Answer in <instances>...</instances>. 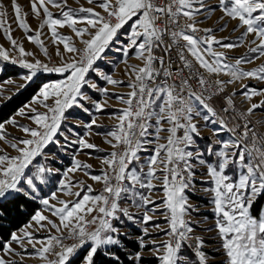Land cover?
<instances>
[{
	"label": "snow or ice",
	"instance_id": "obj_1",
	"mask_svg": "<svg viewBox=\"0 0 264 264\" xmlns=\"http://www.w3.org/2000/svg\"><path fill=\"white\" fill-rule=\"evenodd\" d=\"M87 2L92 4L94 0ZM29 3L35 18L41 14L44 16L38 29H31L26 20L27 13L17 0H11L12 16L20 29L33 33L26 37L27 40L39 45L51 61L48 48L41 39L43 29L47 27L56 56L60 57L59 63L38 58L29 62L26 59L35 54L26 51L13 38L3 0H0V32L6 36L12 49L0 45V59L19 63L27 69L26 81L33 80L39 73L60 74L63 78L43 84L33 98L34 104L44 108L43 112L31 105L25 106L27 113L25 108L18 110V115H27L36 127L18 125L15 117L0 123V141L10 143L18 153L16 156L0 154V217L9 204L23 208L24 202L32 201L43 205L44 209L35 211L23 230L11 232L6 240H0V252L3 253L0 254V264H22V252L27 253L29 246L45 264H71V258L84 245L88 246V251L81 264H95L99 252H104L118 264L119 257L111 249L121 244V233L112 221L118 220L120 215L135 220L128 209L121 207L119 202L122 199H128L138 208L143 207L141 222H153V228L169 237L159 244L156 240L145 241L143 236L139 238L141 248L152 245L149 250L158 264H193L189 257L181 255L184 246L193 248L188 243L193 238L196 240L193 249L195 264H208L204 241L192 236V221L187 219L192 206L185 193L196 176L197 165L206 166L207 179L212 184L204 191L212 196L213 212L217 217L215 229L220 241L217 251H222L224 256L222 264H264V204L257 203L264 199V136L249 127L248 120L254 111L264 110V100L250 103L245 112H237L234 104L237 93L226 94L229 85L241 82L239 94L246 101L264 96V89L242 83L245 78L264 82V64L251 70L241 67L264 57V0H219L216 7L207 0H163L161 3L156 0H100L97 6L102 12L92 7L74 9L68 5V0H29ZM53 8L58 12L54 14ZM217 10L224 14L221 20L226 16L236 22L233 31L244 29L239 42L223 43L222 40L228 38L217 39L214 29L198 27V15L210 19L204 15L205 11L214 13ZM125 25L130 27L128 42L116 50L127 56L128 51L134 49L142 66L131 65L127 70V86L131 89L127 98L115 94V98L127 106L112 114L117 124L103 135L106 139L112 138L107 143L113 149L122 147V151L114 150L103 159L107 167L101 170V175H90L91 180L104 185L102 191L93 194L91 185L84 181L73 183L70 176L91 169L90 164L74 159L72 167L65 170L62 178L53 181V169L42 164L41 160L45 158L44 149L49 144H60L57 136L62 122L67 119L66 112L73 107L89 112L83 103L90 100L84 88L97 87L87 79L90 71L113 86L124 84L122 80L99 72L95 64L103 59V53L113 45ZM64 27L70 28L76 39L60 34L59 29ZM226 27L218 30L223 31ZM200 32L204 35H199ZM250 35L253 39L249 52L255 55L238 57L234 63L229 62L224 51H216L213 47L237 48ZM76 40L83 45L82 48L76 46ZM59 45L63 46L64 52L72 54L69 59L64 58ZM12 50L18 51L19 59L11 55ZM158 52L161 54L157 55ZM205 73L217 77L227 75L229 79L210 81ZM97 90L104 94L109 91L107 88ZM216 96L223 101L219 111L211 103ZM92 103L100 112L107 101ZM224 114H228V119ZM201 117L205 125H218L213 129L214 134L227 132L232 137L216 142L219 147L215 150L211 144L205 149L209 156L216 157L215 162L206 161L203 158L205 152L196 146ZM237 119L239 123L229 126V120ZM6 123L16 126L28 138H16L15 142L8 140ZM93 125H97L95 119L87 127L90 129ZM161 132L167 133L163 137L165 143H158ZM150 136L155 137V141L148 139ZM64 139L67 144L75 143L81 150L97 148L79 133L74 142L68 141L67 137ZM154 142L153 154L142 163L139 153L147 151L145 145ZM153 181L160 182L161 203L151 198L150 193L157 189ZM53 185L55 190L45 193V187ZM77 188L79 190L74 191ZM141 189H147L149 194ZM61 195L74 199H62ZM158 211L168 228L154 223ZM53 229L55 235L51 234ZM42 230L49 235L41 239L36 234ZM142 232L148 236V227ZM65 239L78 243L65 245ZM14 244L21 251L13 247ZM57 248L60 251H56ZM49 255H55L56 259L50 260ZM141 258V253H136L133 264Z\"/></svg>",
	"mask_w": 264,
	"mask_h": 264
},
{
	"label": "rangeland",
	"instance_id": "obj_2",
	"mask_svg": "<svg viewBox=\"0 0 264 264\" xmlns=\"http://www.w3.org/2000/svg\"><path fill=\"white\" fill-rule=\"evenodd\" d=\"M17 2L21 5L23 12L27 13L26 20L27 23L30 25L31 29L33 30L38 29L40 23L44 19L43 14H41L39 18H35L31 12L29 0H17ZM99 2L100 0H94V3L89 4L87 0H68V5L74 9H79L81 6L92 7L95 9V11L102 12V9H100L97 6ZM207 3H209L213 7H216L219 3V0H207ZM3 4L7 8V12H8L7 18L8 20L11 21L13 38H15L18 41V43L22 44L26 51L35 54L32 57H26V59L29 62L38 58L48 63H52V62L59 63L60 57L56 56V48L52 44L49 29L47 27L43 29L44 35L41 36V39L44 37V43L45 46L48 48L49 55L51 56V61L49 60V57H46L44 55L43 51L40 49V46L38 47L37 50L39 54H36L37 51H35V49L31 48L32 49L31 50L29 47H27L29 41L27 40L26 37L28 35H32V32L26 33L18 27L14 17L12 16L11 0H3ZM51 10L53 11L54 14L58 12V10L55 8ZM204 15L209 16L210 19H205L204 16L198 15L197 24L199 28L214 29V35L217 37V39L228 38L227 40H222L223 43L239 42L238 38L241 36V33L244 31V29L241 28L239 31H233V29L236 27V22L229 20L226 16L224 17L223 20H221L220 17L223 16L224 14L219 10L215 11L214 13L205 11ZM129 24H131V22H129ZM224 25H227L226 29L223 31H219L218 29L222 28ZM59 33L66 36H72L74 39H76L74 37L73 32L68 27L59 29ZM129 34H130V27L129 25H125V27L122 28L118 33L115 41L113 42V45L103 53V59L96 61L95 66L98 67L99 72L110 75V72L113 71L117 65H119L121 62H124L125 60L127 61L125 65H128L129 67L131 65H141V61L136 58L134 49L129 50L127 56H124L121 52L116 50L117 48H121L127 44ZM252 39L253 36L251 35L248 36L247 41L242 42L240 47L233 49H224L219 45H213V47L216 51H224L227 57L229 58V62L234 63L235 59L238 57L245 55L248 56L255 55L249 52V47ZM78 43L79 41L76 40V46ZM0 45H3L5 49H9V50L12 49L10 42L7 40L6 36L2 32H0ZM32 45L34 44L32 43ZM252 46L254 47V45ZM59 48L60 51L64 53L65 59H69L71 57L72 54L64 52L62 45H59ZM11 55L19 59L18 51L12 50ZM262 64H264V57H261L260 59H256L252 63L242 64L241 67L244 70H251L259 67ZM125 65L124 67L126 68ZM15 69L18 71V75L13 76L10 73H12V71H14ZM5 72L9 73V76L4 77L3 75ZM27 74H28V70L23 68L19 63L12 64L11 61H3L2 59H0V105L5 101H7L10 97L15 95L26 84L33 81L34 79L40 78V76H46L48 81L45 83L55 82L56 80L63 78L60 74L39 73L36 77L33 78V80L26 81L24 77ZM110 76L116 80H121L122 78V77L120 78L114 77L112 75ZM219 77L221 80H225V81L229 79L227 75H221ZM87 79L91 83H94L97 86L96 89L89 87L84 88V91L86 92L88 97H90V100L83 102L84 107L88 108L89 112H84L79 107H73L71 110L66 112L65 115L67 119L62 122L60 132L58 133L57 136V139H59L60 144L59 145L49 144L44 149L46 156L43 160H41V163L53 169V173L51 174L53 181H56L58 178H62L65 170L69 167H72L74 159H79L83 163L90 164L92 166L91 169L77 171L74 174H70V176L73 179V183H76L78 181H84L86 185H91V187L93 188V184L95 183V181L90 179V175H101V170L106 167V165L103 164L102 161L104 158L107 157L108 154H110L113 151L111 145L107 143V140H111L112 138L107 137L106 139L103 134L113 129V127L117 124V122L112 123L109 120L111 119L112 114L118 112V110L120 109H123V106H121L120 101L115 98V94H119V93L112 92L113 85L108 84L106 80H104L102 77L98 76L96 73H93L91 71L88 73ZM242 83L258 89H264V82L258 81L256 79L245 78L242 81ZM123 85H127V84L124 82V84L118 86H123ZM228 87L231 89L232 92L235 91L237 93L235 97L238 101V109H239L238 112H245L247 107L250 105V103H258L259 101L264 100V96H256L251 101H246L245 98L239 94L241 90V82L231 84ZM103 88H107L109 90L108 94H104L102 91L97 90ZM125 96H127V94ZM33 98L31 101H29L21 108H25L26 105H31L32 107H36L38 111L43 112L44 108L37 104H34ZM93 101H98L100 103H104L105 101H107V103L109 102L111 103L112 101V104L115 105L114 106L115 108L114 107L110 108L106 104L104 110L98 112L95 109V107H93V103H92ZM114 102H116V104ZM49 103H51V101H49ZM27 111H28L27 108H25L26 113ZM17 113L18 111L12 117H15L18 125H25L34 128L35 124L27 118V115L20 116ZM70 115H73L75 119L72 118ZM93 119L97 121L98 126L93 125L89 129L87 125ZM248 120L250 121L249 125H252L257 129L259 136H264V110L258 109L254 111V113L248 117ZM230 121H231L230 122L231 126L233 125V123L240 122L238 119L236 121H232V120ZM258 121L261 123H257ZM164 127L167 128L168 125L165 124ZM198 127L200 129V136L195 137V140H196V146H198L202 152H205V149H207V147L210 144L215 150L219 147V144L216 142L221 140H228L232 138L231 134L227 132H220L219 134H214L213 129L217 128L218 125L211 123L205 125L202 117L199 118ZM5 129L8 134V140L12 142H15L16 138H28L22 131H20L16 126H13L12 124L6 123ZM149 131L152 132L153 129H149ZM77 133H79L81 137L87 139L88 142L95 144L97 148L81 150L77 147L75 143L67 144L65 142L64 137H67L68 141H72V142L76 141ZM97 133L100 134L98 135ZM160 136L161 139L158 141V143H165L166 141L163 139V137L167 136V133L161 132ZM148 139L155 141V137L152 136L148 137ZM155 146H156L155 142L145 145L147 151H141L139 153L142 163L146 161L153 154L152 150L155 148ZM0 150H3L2 152H0V154L6 153L10 156L17 153L16 150L10 146V143H6L5 141H0ZM85 153H87V155ZM203 158L206 161H212V162H215L216 160V157L209 156L206 152ZM85 172L89 173V175H86ZM153 183L157 185V189L150 193L151 198L154 199L156 203H161L160 197L163 195V191L159 187L160 182L153 181ZM211 186H212L211 182H209L207 179L206 166L197 165L196 176L192 181L191 187L189 189H186V193H185L188 198L189 204L192 206L191 208H189V215L187 219L192 221V227H193L192 236L200 237L204 241L203 250L207 254L208 264H222L224 260V256L222 251H217V249H219L220 247V241L217 235V231L215 229V221L217 217L214 215L213 212L214 206L211 203L212 196L210 193L204 191V188ZM52 190H55V185H53L52 187H48V186L45 187V193ZM75 190H79V189L77 188L74 189V191ZM140 191L144 192L145 194H149L147 189H141ZM93 194L95 193L93 192ZM61 198L74 199L68 197L67 195H61ZM119 203L122 208L128 209L129 212L132 213L135 217L134 221H130L127 219V217L120 215L118 220H114L112 222L114 226H116L119 229L121 236H127L128 238L137 239L138 242H139V238L143 236V239L145 241L156 240L157 244H159L161 241L169 239V237L166 236L164 232H161L158 229H155L151 226L153 222H149L148 224H143L141 222V217L145 211L143 207H139V208L136 207L128 199H122L120 200ZM262 204H264V199H262ZM148 207H152V206L149 205ZM42 210H44L43 205H41L38 211H42ZM44 214L49 215L47 211H44ZM148 215H153V213L148 212ZM50 218L56 220L57 223L59 222L58 219L55 217H50ZM30 222L31 220L26 225H24L20 230H23ZM154 223L160 224L162 228L165 229L168 228V223L165 221L164 217L160 214L159 211L155 213ZM144 227H148L149 229L148 236L143 235L142 229ZM51 234L53 235L56 234L54 229L52 230ZM36 235L38 236V238L42 239L48 236L49 233L42 230ZM188 243L191 244L193 248L184 246L181 250V255L189 257L190 260L193 262V264H195L196 258L193 255V249L196 244V240L193 238ZM13 247L17 248L18 251H21L18 245L14 244ZM37 247H39V245H37ZM85 247L88 246L84 245V248ZM151 247L152 245H149L147 248L140 249L139 253H141L142 258L139 261H137V264H158L157 259L155 258L153 253L149 250ZM136 253L132 255V258ZM0 254L3 253L1 252ZM22 254L24 255V260L22 264H45V262L41 260L39 256L34 253V250L30 246L28 247V252L27 253L22 252ZM16 259L19 260L18 257ZM49 259L50 260L52 259V255H49Z\"/></svg>",
	"mask_w": 264,
	"mask_h": 264
},
{
	"label": "trees",
	"instance_id": "obj_3",
	"mask_svg": "<svg viewBox=\"0 0 264 264\" xmlns=\"http://www.w3.org/2000/svg\"><path fill=\"white\" fill-rule=\"evenodd\" d=\"M13 76L18 75V71L15 69L10 73ZM4 77L9 76V73L5 72ZM46 76H40V78L26 84L15 95L10 97L7 101L0 105V123L7 121L12 117L22 106L27 104L38 93L41 86L47 82ZM262 204V200L257 202ZM41 205L38 202L26 201L23 203V208H17L15 204H9L6 209H3V217H0V240H6L9 233L15 232L26 225L35 211L40 209ZM121 244L118 247H112L118 257V264H133L132 255L139 252L141 247L137 239L128 238L127 236L120 235ZM88 251V247L79 250L72 258L71 264H81L82 258L85 257ZM107 250H105L106 252ZM95 264H117V261L111 259L104 252H99L95 258ZM137 264V261H136Z\"/></svg>",
	"mask_w": 264,
	"mask_h": 264
},
{
	"label": "built area",
	"instance_id": "obj_4",
	"mask_svg": "<svg viewBox=\"0 0 264 264\" xmlns=\"http://www.w3.org/2000/svg\"><path fill=\"white\" fill-rule=\"evenodd\" d=\"M161 2H163V0H156V3H161ZM183 22H187V21H182V23ZM199 35H204V33L203 32H200L199 33ZM77 47H79V48H82L83 47V45H81L80 43H78L77 44ZM161 53H157V55H160ZM172 58L175 60L176 59V54H175V51H173V53H172ZM174 68H175V65L173 66ZM205 76H206V78L208 79V80H210V81H214V80H216V79H220V77H217V76H215V75H209V74H207V73H205ZM121 80L122 81H124L126 84H128V81H129V74H126V75H124V76H122V78H121ZM232 93V91H231V89L229 88V87H227V89H226V94H231ZM217 101V102H216ZM211 103H212V105H213V107L215 108V109H217V111H219V109L221 108V106H222V104H223V101L221 100V98L219 97V96H216V97H213V99H212V101H211ZM234 104H235V108H236V110H237V112L239 111V109H238V101H237V99H236V97L234 96ZM127 106V105H126ZM224 116H225V118L226 119H228V114H224ZM230 120L228 121V123H229V126H231L230 125ZM34 127H36V125H34ZM249 127H254V126H252V125H249ZM254 130L257 132V134H258V131H257V129L254 127ZM250 135H251V133H250ZM259 135V134H258ZM122 151V147H121V149H113V151ZM16 155H18V153H15L14 155H12V156H16ZM107 167V166H106ZM105 167V168H106ZM103 187H104V185L102 184V183H97V182H95L94 184H93V189H94V193L95 194H97V193H99L100 191H102V189H103ZM93 215H94V213H93ZM91 217H89V219H90ZM113 222V221H112ZM91 230V229H90ZM63 243L65 244V245H71V244H74V243H78V241H75V240H72V239H65L64 241H63ZM79 250H81V248L79 249ZM78 250V251H79ZM56 251H60V249L59 248H57L56 249ZM56 259V256L55 255H52V259L51 260H55Z\"/></svg>",
	"mask_w": 264,
	"mask_h": 264
},
{
	"label": "crops",
	"instance_id": "obj_5",
	"mask_svg": "<svg viewBox=\"0 0 264 264\" xmlns=\"http://www.w3.org/2000/svg\"><path fill=\"white\" fill-rule=\"evenodd\" d=\"M33 34V33H32ZM43 40H44V37L42 38ZM52 40V39H51ZM31 46H30V45ZM34 45H32V42H28V45H27V47H29L30 49L32 48V49H35V51H37L38 50V47H39V45H37V44H35V43H33ZM31 49V50H32ZM36 54H39V52L37 51L36 52ZM124 65H125V63L124 62H121L119 65H117L116 67H115V69L113 70V71H111L110 72V75H112V76H114V77H122V76H124V75H126V74H128V68H129V66L128 65H125L126 66V68L124 67ZM113 89H112V92L113 93H119V94H123L124 96L128 93V92H130L131 91V89L127 86V85H123V86H113L112 87ZM125 98H127V96H125ZM115 104H116V102H114ZM120 105L121 106H123V108H125L126 107V105L124 104V103H122V102H120ZM107 106L108 107H114L115 105L114 104H112V101H111V103L109 102V103H107ZM115 108V107H114ZM72 118H74L75 119V117L73 116V115H70ZM110 122H112V123H116L117 122V120L115 119V118H113V116H111V119L109 120ZM110 147V146H109ZM109 155V154H108ZM108 155H107V157H108ZM105 169V168H104ZM94 215H95V213H94ZM21 229V228H20ZM19 229V230H20ZM18 231V230H17ZM17 231H15V232H17ZM1 253V252H0Z\"/></svg>",
	"mask_w": 264,
	"mask_h": 264
}]
</instances>
